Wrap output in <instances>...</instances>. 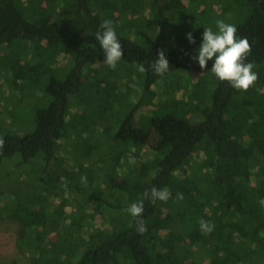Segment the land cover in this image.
<instances>
[{"label":"trees","instance_id":"16d2710c","mask_svg":"<svg viewBox=\"0 0 264 264\" xmlns=\"http://www.w3.org/2000/svg\"><path fill=\"white\" fill-rule=\"evenodd\" d=\"M103 20L113 22L129 72L105 83ZM217 20L251 44L258 79L246 91L216 77L213 60L201 69L193 59ZM161 50L163 76L151 68ZM0 64L17 116L9 124L0 109V166L36 162L21 189L0 185V219L19 222L16 250L31 264H264V0H0ZM170 74L165 93L181 97L136 123ZM73 106L81 111L71 118ZM69 129L87 138L78 151L88 166H52ZM153 186L170 197L144 200L139 234L126 209ZM52 188L72 209L54 205Z\"/></svg>","mask_w":264,"mask_h":264},{"label":"clouds","instance_id":"9594fccd","mask_svg":"<svg viewBox=\"0 0 264 264\" xmlns=\"http://www.w3.org/2000/svg\"><path fill=\"white\" fill-rule=\"evenodd\" d=\"M218 31H213L212 28H204L202 34V43L198 48V55L193 57L198 60L201 69H204L209 60L214 63L211 71L221 81H228L232 87L238 90H248L258 79V73L253 69L254 63L247 60L251 52V44L248 38L237 35V27L234 24L226 23L223 20L216 21ZM101 31L96 33V39L99 41L104 52L106 64L115 69L117 63L123 57V46L117 36L115 27L111 20H103L99 25ZM190 43H195V38L192 33L187 34ZM138 71L143 73L147 69L143 64L137 66ZM169 60L164 50H161L151 64L152 70L159 76H163L169 71ZM135 88V85H132ZM135 102V98H133ZM4 146L3 138H0V149ZM131 162H135L134 159ZM81 182L86 183L87 177L82 176ZM170 197V192L167 188H157L153 186L150 191H145L143 197L131 203L126 211L134 218H136V231L143 234L147 231V226L142 219L144 212V200L150 201L161 200L167 201ZM177 199H183L182 193H177ZM201 229L210 232L214 225L209 222L201 220Z\"/></svg>","mask_w":264,"mask_h":264},{"label":"rangeland","instance_id":"374dc122","mask_svg":"<svg viewBox=\"0 0 264 264\" xmlns=\"http://www.w3.org/2000/svg\"><path fill=\"white\" fill-rule=\"evenodd\" d=\"M13 53H11L12 55ZM2 72H4L2 70V66L0 64V90H1V96L0 98L2 99V102L0 103V109H3L8 117V121L9 124H13L16 125L14 122H16L17 116H14V114L12 113V109L9 105V102L7 101V99L11 96V88L9 87V85L7 84V82L5 81L4 75H2ZM132 72V71H131ZM130 72V73H131ZM125 73H129L126 70V66L123 64H119L117 63V66L115 69L110 68L109 66L107 67V71L105 72L104 79L103 82H111L117 80L120 77H124ZM173 77V74H170L169 76L162 77L161 78V84L163 87V89H158L156 91V96L153 99L152 103L150 104H145L144 106H142V108L139 109V111L136 113V116L134 118V121L136 123H142V121H146V119L151 115L152 111L155 109L156 105L158 103L161 102H168V104H173L175 102V100L179 97H181V93L176 92V95L172 96V95H167L164 90V88L168 85L169 81L171 80V78ZM116 83L118 84V87L121 88L122 85V81H116ZM113 85V84H112ZM199 86V85H198ZM126 88V85L123 86V89ZM82 90L85 93H88V88L87 87H82ZM154 92L156 89H153ZM135 97V96H134ZM177 97V98H176ZM137 98V97H136ZM135 98V99H136ZM166 99V100H165ZM112 101H114V99L112 98ZM28 105L26 106L24 113H25V121L30 123V121H27V119L30 120V112L32 114V116L35 113V99H30L28 100ZM24 106H21V108H23ZM116 109H113V111ZM80 108L79 107H75L73 106L70 110V114L69 116L72 118L74 117L76 114H78V112H80ZM29 116V117H28ZM75 133L72 132V130H66L65 135L63 136V138L61 139V155L58 156L57 158H55V160L52 162V166L54 167H59L63 166V167H68L69 169H75L77 166L79 167V164H83V165H87L88 166V161L84 160L85 162L83 163L80 159V153L78 150H83L84 148H86V144L87 143V138H82V139H77L76 138ZM78 140V141H77ZM73 143L76 146V150H72L73 149ZM16 158V157H15ZM18 158V157H17ZM119 158V157H118ZM61 160H63V162H60ZM17 162V159H11L8 161H5L4 163H2V165L0 166V185L3 188V190L7 191V189H15V188H19L21 189V187H23L24 183H21L19 178H26V176H28V174L30 173V170L35 166L36 162H33V164L26 163L24 164L22 167H18L15 166V163ZM106 171H109V169H107ZM98 171H96L95 177H98ZM53 173V172H52ZM54 178H57L56 175L53 174ZM29 178V177H27ZM51 194H50V198L51 200L54 202L55 206H58L60 204H63L64 210H70L72 209L71 206V201H69V198H63V196L61 195V189H54L52 188L51 190ZM8 195L5 193L3 198H7ZM63 199V200H62ZM69 203V204H68ZM165 211L163 210L164 214ZM20 224L17 220H9L7 218H3L0 219V264H31L30 261L28 260V258L22 254H20L17 250H16V244L14 241V236L17 232V230L19 229ZM187 247L191 250V256H193L194 258H197L198 256L200 257L201 255L199 254V248L197 246H190L187 244ZM190 257V255H188Z\"/></svg>","mask_w":264,"mask_h":264}]
</instances>
